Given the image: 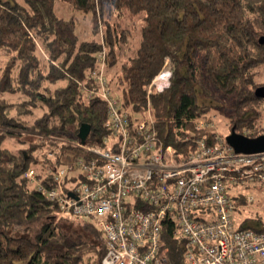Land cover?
Masks as SVG:
<instances>
[{"label": "trees", "instance_id": "obj_1", "mask_svg": "<svg viewBox=\"0 0 264 264\" xmlns=\"http://www.w3.org/2000/svg\"><path fill=\"white\" fill-rule=\"evenodd\" d=\"M57 1L90 16V38L80 35L75 15L58 12ZM106 2L112 21L104 19ZM106 2L0 0V264H102L101 229L85 218L60 216L57 204L24 175L36 168L42 178L73 162L84 123L91 125L85 144L108 134L106 102L89 92L102 41L112 90L136 118L150 102L159 135L178 153L193 148L189 134L214 142L216 132L199 121L210 119L215 92L232 100L230 128L251 137L264 133L257 130L264 99L255 94L264 85V0ZM167 60L170 86L148 95ZM14 142L26 146L13 149ZM235 198L242 203L246 196ZM58 219L87 225L91 240L66 231ZM239 225L262 229L264 220L247 217ZM17 227L25 231L13 234ZM163 228L171 264H183V238L173 237L170 222Z\"/></svg>", "mask_w": 264, "mask_h": 264}, {"label": "built area", "instance_id": "obj_2", "mask_svg": "<svg viewBox=\"0 0 264 264\" xmlns=\"http://www.w3.org/2000/svg\"><path fill=\"white\" fill-rule=\"evenodd\" d=\"M107 62L102 41L89 92L106 102L108 134L97 143H78L73 162L48 169L42 178L29 168L25 177L57 204L60 216L85 218L101 229L102 264H171L166 222L175 239L183 238V264H264V228L240 227L236 215L244 204L235 198L239 186L264 193V152L237 153L216 132L213 143L189 134L193 148L178 153L159 135L150 102L139 118L125 109L109 85ZM171 76L166 66L148 95L169 87Z\"/></svg>", "mask_w": 264, "mask_h": 264}, {"label": "rangeland", "instance_id": "obj_3", "mask_svg": "<svg viewBox=\"0 0 264 264\" xmlns=\"http://www.w3.org/2000/svg\"><path fill=\"white\" fill-rule=\"evenodd\" d=\"M108 0H105V2ZM56 8L58 12L63 15V16H71L75 15L76 18H78L80 21V25L78 27V31L80 35L83 38H90L91 37V32H90V16H86L81 12L74 11L71 7L67 6V4L63 1H57L56 2ZM103 13H104V19L112 21L113 18L115 17V12L113 9L108 6L107 2L103 6ZM99 38H101L99 36ZM4 59V58H1ZM167 65H169L167 63ZM166 65V66H167ZM165 66V67H166ZM261 86V85H260ZM157 91V90H156ZM215 106L210 109L208 115L210 119L204 118L207 121L211 122V125L209 128L217 132L220 136L226 137L230 133V123H229V116L231 115L232 112V100L225 98L222 94L215 92ZM264 108V106H263ZM258 129L260 132L264 131V112L262 119L258 123ZM32 139V136H27L25 137V140ZM8 145V144H7ZM25 143H15L10 144V147L15 149L17 147L23 148L25 147ZM239 192H242L246 197L250 198L252 197L253 200L252 202L245 201L242 202L244 205L241 206V211L240 213L237 214L236 216V221L240 222L243 219H247V217L251 219H262L264 220V193L262 190L255 188L254 185L249 187V189L245 188L244 186H239ZM70 219H75V217L69 216ZM59 225L63 227L66 231H73V232H82L86 236L84 237L85 239H90L91 236L89 235L88 227L87 225H84L83 223L79 221H69V220H64V219H58L57 220ZM33 227H38L37 224L33 225ZM24 227L23 228H14L12 231L13 234L16 233H23ZM95 234V233H94ZM94 239L98 241V237L95 234Z\"/></svg>", "mask_w": 264, "mask_h": 264}, {"label": "water", "instance_id": "obj_4", "mask_svg": "<svg viewBox=\"0 0 264 264\" xmlns=\"http://www.w3.org/2000/svg\"><path fill=\"white\" fill-rule=\"evenodd\" d=\"M260 42L264 43V36L260 37ZM256 96L264 99V85H261L255 90ZM91 131V125L84 123L81 125L78 137L82 144ZM228 144H230L237 153H256L264 152V133L256 137H251L243 133H239L235 126L230 129V133L225 137Z\"/></svg>", "mask_w": 264, "mask_h": 264}, {"label": "bare ground", "instance_id": "obj_5", "mask_svg": "<svg viewBox=\"0 0 264 264\" xmlns=\"http://www.w3.org/2000/svg\"><path fill=\"white\" fill-rule=\"evenodd\" d=\"M164 68H165V67H164ZM164 68H163V69H164ZM163 69H162V70H163Z\"/></svg>", "mask_w": 264, "mask_h": 264}]
</instances>
